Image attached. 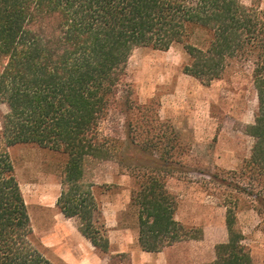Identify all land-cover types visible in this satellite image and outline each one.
I'll return each mask as SVG.
<instances>
[{"label": "trees", "instance_id": "trees-1", "mask_svg": "<svg viewBox=\"0 0 264 264\" xmlns=\"http://www.w3.org/2000/svg\"><path fill=\"white\" fill-rule=\"evenodd\" d=\"M175 44L189 56L184 72L205 85L233 67H252L258 108L254 121L244 126L254 138L250 157L231 179L208 174L231 188L221 195L228 238L216 245L215 259L207 264H255L237 209L247 196L264 221L262 0H0V100L8 106L0 128V264H53L32 238L28 205L10 153L17 144L65 154L57 206L98 250H110L91 174L98 164L121 158L122 146L113 144L100 125L120 103L133 51L142 46L168 50ZM123 103L129 109V98ZM156 114L155 122L162 124ZM140 120L136 115L129 121L134 132ZM145 126L149 136L133 143L149 156L135 160L131 204L137 212L139 246L160 252L201 238L203 229L177 218L178 197L166 176L177 168L175 151L156 153L155 138L165 134L155 131L152 119ZM177 139H169L171 148L179 147Z\"/></svg>", "mask_w": 264, "mask_h": 264}, {"label": "rangeland", "instance_id": "rangeland-1", "mask_svg": "<svg viewBox=\"0 0 264 264\" xmlns=\"http://www.w3.org/2000/svg\"><path fill=\"white\" fill-rule=\"evenodd\" d=\"M188 62L181 44L168 50L136 48L120 87V103L101 122V131L113 144L122 146L121 158L98 164L91 174L110 238L107 253L83 236L76 220L57 206L65 154L36 144L10 148L31 217L33 241L53 264H207L214 260L216 245L228 238L221 195L231 187L222 186L208 174L218 172L231 179L250 157L254 138L244 132V126L254 121L258 96L249 64L233 67L223 78L205 85L184 72ZM127 98L129 109L123 103ZM136 104L141 108L135 109ZM7 111V104L0 100V128ZM157 112L162 124L155 122ZM136 115L141 127L134 132L128 124ZM151 119L157 125L155 131L165 134L155 138L156 153L175 151L177 158V168L166 174L169 189L178 197L177 218L186 226L202 228L203 235L145 253L138 244L131 195L138 172L135 160L146 158L149 152L133 141L149 136L145 125ZM176 136L179 147L174 149L169 139ZM237 218L255 264H264V221L247 196L240 202Z\"/></svg>", "mask_w": 264, "mask_h": 264}, {"label": "crops", "instance_id": "crops-1", "mask_svg": "<svg viewBox=\"0 0 264 264\" xmlns=\"http://www.w3.org/2000/svg\"><path fill=\"white\" fill-rule=\"evenodd\" d=\"M143 252L148 253V252H146V251H144V250H143ZM214 259H215V258H214Z\"/></svg>", "mask_w": 264, "mask_h": 264}]
</instances>
